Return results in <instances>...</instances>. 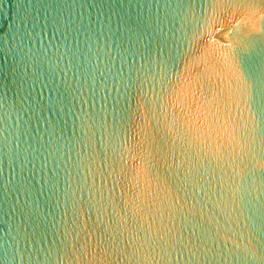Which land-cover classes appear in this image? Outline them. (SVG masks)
<instances>
[{"label":"water","instance_id":"95a60500","mask_svg":"<svg viewBox=\"0 0 264 264\" xmlns=\"http://www.w3.org/2000/svg\"><path fill=\"white\" fill-rule=\"evenodd\" d=\"M260 85L264 0H0V264H264Z\"/></svg>","mask_w":264,"mask_h":264},{"label":"snow or ice","instance_id":"6c2138e0","mask_svg":"<svg viewBox=\"0 0 264 264\" xmlns=\"http://www.w3.org/2000/svg\"><path fill=\"white\" fill-rule=\"evenodd\" d=\"M122 72H123L122 68L116 70V73L118 75L121 74ZM254 103L256 106V116L259 117V123L261 125H264V85L258 86ZM261 131H264V128H262Z\"/></svg>","mask_w":264,"mask_h":264}]
</instances>
